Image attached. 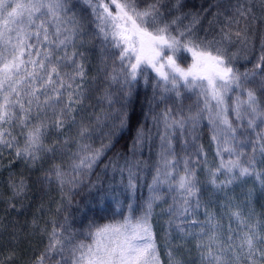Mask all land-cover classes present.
<instances>
[{"label":"snow or ice","instance_id":"obj_1","mask_svg":"<svg viewBox=\"0 0 264 264\" xmlns=\"http://www.w3.org/2000/svg\"><path fill=\"white\" fill-rule=\"evenodd\" d=\"M163 2L83 0L91 10L105 50H117L113 56L119 65L114 63L107 74L111 82L120 83L130 94L139 79L147 82L150 69L155 73V87L161 99L169 94L179 98L182 90L198 89L202 105L198 101L195 110L190 108L188 114L183 111L173 114L172 109L162 113V166L156 168L149 185V197L141 208L129 203V214L122 220L89 228L88 242L76 239L63 225L58 230L54 224L48 247L38 264L54 258L49 253L60 257L56 264H160L151 224L154 206L162 199L160 186L167 185L169 191L178 193L179 200L173 197L168 209L170 215L177 218L191 214L192 199L199 190L196 169L189 166L187 159L183 174H178L172 136L179 130L181 135L187 131L195 137V130L205 115L212 125V139L219 146L217 155L221 156L218 167L209 170L208 182L214 187H226L255 173V156L243 159L245 154L238 147V133L254 137L253 153H264V105L255 90L247 87L250 75L256 73H241L236 69L233 64L236 53L229 52L224 41L231 43L234 36L246 45L248 22L264 21V13L259 17L255 15L256 0H243V3L238 0L235 16L226 18L221 26V39L203 40L192 33L198 18H193L192 25L181 27L179 16L170 21L164 18ZM70 3L71 0H0V154L8 149L14 152L15 158L35 164L42 153L53 151L45 144L49 128L61 130L68 122L76 120L74 113L77 105L83 103L86 89L84 66L78 60L83 53L75 50L82 26L69 7ZM259 3L264 7V0ZM176 7L179 9L180 0H176ZM242 20L245 22L243 29L233 27ZM260 50L256 68L264 69V38ZM183 53L191 57L187 67L181 66L185 57L178 54ZM230 94L234 100L230 99ZM104 98L110 105L113 103L111 95L106 94ZM230 112L234 120L229 118ZM118 123L121 128L126 126L123 114ZM16 127L20 129L18 135L8 130ZM89 133V127L81 124L77 149L70 157L72 178L66 179L68 173L59 165L50 173L62 192L65 185L75 188L82 183L111 147L110 141L96 148L86 143ZM145 137L143 129L138 130L129 150L132 156H124L123 164L117 157L105 165L114 172H127L125 190L133 198L137 190L134 177L142 166L134 157ZM223 152L229 153L228 159L223 158ZM13 190L15 195H21L25 190L24 181L14 183ZM64 194L70 198L71 189ZM199 206L197 199L195 207ZM205 215L211 229L187 233L198 240L202 264H264V225L234 211L232 216L238 222V229L234 231L230 227L225 239L212 224L214 215L209 212ZM174 223L169 220L170 225ZM190 223L197 221L192 219ZM177 228L184 232L179 225ZM170 259L171 264H181L174 257Z\"/></svg>","mask_w":264,"mask_h":264},{"label":"trees","instance_id":"obj_2","mask_svg":"<svg viewBox=\"0 0 264 264\" xmlns=\"http://www.w3.org/2000/svg\"><path fill=\"white\" fill-rule=\"evenodd\" d=\"M239 3H243V0H239ZM237 6L238 0H180V7L177 9L176 0H164L161 10L168 21L179 16L181 27L192 25L193 18H198V22L192 26V33L203 40H220L221 26L226 23V18L235 16ZM69 7L75 11L82 26L75 50L83 53L78 60L85 71V99L82 104L77 105L74 123L68 122L61 130L49 128L45 144L53 151L42 153L35 164L15 158L14 152L8 149L0 154V264H17L18 257L14 256L23 252L15 245L20 243L16 236L21 235L22 238L34 224L39 226L47 221L52 228L55 224L58 230L63 225L76 239L88 242L89 228L122 220L123 216L129 214V203L137 209L141 208L149 197V185L152 184L156 168L162 166V113L166 109H172L173 114L179 111L188 114L190 108L195 110L198 101L202 105V98L194 90H182L179 98L169 94L167 98L161 99V93L155 87V75L150 71L146 77L147 82L144 78L139 79L131 88L130 94H127L120 83H113L107 77L113 64L119 65V61L113 56L117 50H105L90 9L83 0H71ZM254 11L257 17L264 13V7L259 0L254 4ZM248 24L249 39L246 45L234 36L231 43H224L229 52L236 53L233 60L236 69L241 73H256L254 76L250 75L247 87L255 90L264 105V69L256 68L261 52V39L264 38V21L258 19L255 23L249 21ZM244 26L243 20L239 25H233L240 29ZM182 55L185 59L181 66L187 67L186 62H190L191 58L184 53ZM106 94L111 95V105L104 98ZM230 99L233 96L230 95ZM122 114L126 118V126L123 128L118 123ZM229 118L234 120V114L230 112ZM81 124L90 129V138L86 143L96 148L101 143L108 144L110 141L111 147L102 157V162L92 169L82 183L75 188L65 185L62 192L57 180L50 173L54 166L59 165L68 173L66 179L72 178L70 157L77 149ZM140 129H143L146 137L137 146L134 157L142 162V166L134 177L137 190L133 198L125 190L127 172H114L111 167L105 168V165L117 157L123 164L124 156H132L129 150ZM8 130L15 135L20 132L19 127ZM212 136V125L206 115L195 130V137L187 131L181 135L179 130L172 136V150L179 165L177 172L183 174L184 160L187 159L189 166L196 169L199 190L192 199L191 214L177 218L171 216L168 209L173 204V197L179 200L178 193L175 190L169 191L167 185L160 186L162 199L154 206L151 224L161 264H171L172 257L181 261V264H202L201 253L197 248L198 240L187 233L199 232L201 228L205 232L211 229V225L207 223L206 212L214 215L212 224L217 226L216 231L225 239L230 227L234 231L238 229V222L232 216L234 211L264 225V153H253L254 137L238 133V147L245 154L243 159L255 156V173L237 179L226 187H214L208 182L209 170L218 167L221 156L217 155L219 146ZM65 140L68 141L67 144L64 143ZM200 148L203 149L202 152L199 151ZM222 156L228 159L229 153L223 152ZM256 174L261 179H257ZM220 179L223 180L224 176L221 175ZM20 180L24 181L25 190L21 195H15L13 184H18ZM70 189L69 198L64 193ZM197 199L199 208L195 207ZM170 219L175 223L170 225ZM192 219L197 223H190ZM177 225L184 232H180ZM48 244L40 251L39 258L45 253ZM49 256L54 258L45 260L44 264H56L60 259L54 253H49Z\"/></svg>","mask_w":264,"mask_h":264},{"label":"rangeland","instance_id":"obj_3","mask_svg":"<svg viewBox=\"0 0 264 264\" xmlns=\"http://www.w3.org/2000/svg\"><path fill=\"white\" fill-rule=\"evenodd\" d=\"M113 50H116V49H113ZM184 54L186 57L188 56L190 57V54H187V53H184ZM178 55H182V54H178ZM186 63L187 65H189L191 61L186 62ZM149 71L155 75V73L152 72L150 69ZM194 91L198 92L199 90L197 89ZM234 99L235 97L233 96L232 100ZM52 231H53V228L50 222L45 221L44 224L42 223L39 226H37L36 224H34L33 227L31 226V228L23 235L22 238H20L21 235L16 236V237H19L17 239V242L20 239V243H16L15 245L17 246V248L18 247L20 248L21 252H23L22 254H17L16 256H14V257H18L17 264H38L39 253L43 248L46 247V244L49 243V239H50Z\"/></svg>","mask_w":264,"mask_h":264}]
</instances>
